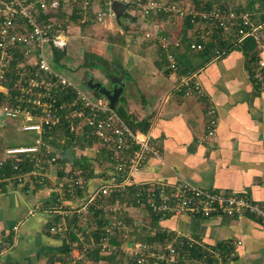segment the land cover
<instances>
[{
    "label": "crops",
    "instance_id": "0c3cea01",
    "mask_svg": "<svg viewBox=\"0 0 264 264\" xmlns=\"http://www.w3.org/2000/svg\"><path fill=\"white\" fill-rule=\"evenodd\" d=\"M176 2L195 10L216 8L229 0ZM254 3V10L264 8V0H250L246 6L250 8ZM119 5L113 1L110 8L115 13ZM98 6L103 7V3L92 7L93 14L98 12ZM71 17L65 14L55 18L69 22L73 29L70 40L82 38L88 43L93 32L84 36L82 26ZM113 22L117 33L106 37L110 42L107 51L112 56L101 54L98 45H94L92 53L102 58L106 68L82 67L84 84L87 85L89 79L95 82V73L104 76L100 84L106 86L110 79L118 78L123 92L116 108L122 101L120 106L137 122H149L147 132H134L128 127L134 133L148 135L150 146L157 153L155 157L152 154L147 157L132 185L109 198H102L98 202L101 210H96V201L90 203L89 198L113 172L117 163L113 152L86 134H67L65 127L40 136L22 131V120H6L0 116V264H126L122 257L114 258L101 252L95 256L91 246L85 262L76 259L91 239H95L100 222L107 221L105 225H108L110 215L118 220L119 217L132 220L129 228L125 227L130 232L126 240L118 236L111 239L118 247L143 240L142 233L146 231L151 236L160 232L171 237L180 234L226 257L234 254L227 264H264L262 218L252 214L239 218L186 214L161 220L157 230L151 225L153 214L136 198L143 184L186 182L206 191L240 195L264 206V89L255 79L256 62L250 65L246 62L242 44L235 45L236 49L224 55L218 54V50L214 57L205 53L210 41L222 40L218 31L208 37L203 51H191L189 44L210 31V23L205 21L191 25L188 19L162 13L143 18L125 7L119 22L116 14ZM83 25L92 29L100 26ZM148 33L153 36L150 40L145 38ZM162 39L169 43L164 46ZM177 40L181 43L179 48L173 46ZM169 53L176 56L177 72L168 69ZM54 55L55 51L49 59L51 65ZM64 58L55 64V69L66 68ZM197 69H202L198 77L202 95L176 92L180 80ZM125 96L132 99L139 96L142 108L137 111L129 99L124 100ZM57 97L62 95L57 94ZM211 109H215L217 120L213 136L208 134ZM17 134L33 136L16 141ZM38 140L43 144L40 152L22 155L20 162H14L6 154L8 149L33 147ZM69 149L72 150L71 161L64 159ZM85 161L89 168L83 166ZM14 163L20 167V172L15 171ZM99 213L101 219L97 220ZM63 224L65 231H50ZM70 233L76 238L75 242ZM194 248L198 250L195 245ZM187 264H213V261L204 259L199 252Z\"/></svg>",
    "mask_w": 264,
    "mask_h": 264
},
{
    "label": "built area",
    "instance_id": "2783aa9c",
    "mask_svg": "<svg viewBox=\"0 0 264 264\" xmlns=\"http://www.w3.org/2000/svg\"><path fill=\"white\" fill-rule=\"evenodd\" d=\"M113 1L136 11L143 18L162 13L188 19L192 25L204 21L210 23V31L202 33L198 41L189 44L193 52L203 51L208 37L216 31L222 39L231 37L239 45L247 39H253L259 51L255 79L264 89V10L247 13L226 7L195 11L184 8L176 0H0V116L6 120H22V131L35 132L40 136L47 131L65 127L75 136L86 134L97 139L104 148L113 152L117 162L113 172L103 179L89 198L90 203L96 201V210H101L98 202L102 198H109L132 185L147 157L151 154L155 157L157 152L150 146V137L134 133L105 98L92 99L70 79L53 69L49 59L54 51H63L68 47L73 29L68 21L56 18L50 20L46 15L66 6L68 17L73 12L72 3L76 5L81 2L85 13L79 25L99 24L112 29L115 13L110 6ZM99 2L103 3V7L98 6V12L89 15V10L92 11V7ZM145 38L150 40L153 36L148 33ZM162 43L166 46L169 42L162 39ZM173 46L181 47L180 40L175 41ZM167 62L169 70L178 71L174 53L168 54ZM201 70L189 72L177 84L175 91L184 92L188 96L202 95L198 80ZM57 94H61L63 99L57 97ZM209 114L212 118L208 134L213 136L217 126L215 109H211ZM42 145V141L38 140L33 147L8 149L6 154L14 162H20V156L38 154ZM13 167L20 172L18 165L14 163ZM136 198L138 203L160 220L186 214L204 218H239L252 214L264 220L262 205L240 195L206 191L186 182L175 185L160 182L143 184L138 188ZM65 230L63 224L50 231L57 233ZM116 230L121 231L126 240L125 227L116 218H112L105 226L106 236L99 245L92 240L94 246L91 248L99 246L102 254L123 257L126 264H183L193 261L191 254L181 253L184 242L197 246L203 258H210L213 264H227L234 257V254L226 257L218 251H211L192 237L180 234H176L168 245L159 249L139 241L118 247L110 242ZM89 249L84 247L76 259L85 262Z\"/></svg>",
    "mask_w": 264,
    "mask_h": 264
},
{
    "label": "trees",
    "instance_id": "16d2710c",
    "mask_svg": "<svg viewBox=\"0 0 264 264\" xmlns=\"http://www.w3.org/2000/svg\"><path fill=\"white\" fill-rule=\"evenodd\" d=\"M254 5H255V3L252 4L250 6V8H247V11H245L246 9L243 10V11L244 12H247V13H253V10H254L253 7H254ZM217 7L220 8V9H223V8H226V7L228 8V4L227 3H224V4H221V5L217 6ZM263 7H264V4H263ZM72 8H73L72 9L73 12H71V15H70V16H72L71 17V20L74 23L75 22H79L80 19L83 17V13H85L84 7L81 5V2H79L76 5L72 3ZM212 8L213 7H211V6L210 7H207V9H212ZM234 8H236V7H234ZM237 10L242 11V9H237ZM261 10L263 11L264 8H262ZM66 12H67L66 11V6H63L58 11L50 12L46 16L49 17L48 19L53 20V19H55L56 16H63V15H65ZM88 13H89V15H93L92 11H90V10H89ZM91 17H93V16H91ZM255 17H257V16H255ZM81 26H83V25H81ZM237 44L238 43L236 41H234L233 39H231V38L230 39H222V40L214 39V40L210 41L209 45L207 46V49H206V52L205 53H207L209 55H212L214 57L215 55H217L215 51L218 50L217 51V52H219L218 54L224 55L225 53L230 52L234 48V46L237 45ZM234 49H236V48H234ZM241 51L243 52V54H244V56L246 58V62L249 65L250 64H255V62L259 59V51H258L257 44L251 38L250 39H247L241 45ZM66 52H67L66 50H63L61 52L55 51V55H54L55 60L53 62V69L54 70H55V68H54L55 67V64L56 63L58 64L63 57H66V55H67ZM83 57H84V61L82 63L83 64L82 67L84 69L94 70V69H98L100 67L106 68L104 66L105 63H102L103 62L102 58L99 57L98 55L94 54V53H86ZM64 98L69 99L68 97H64ZM116 112L119 114V116L125 121V123L134 132H136V131L147 132L149 130L150 124H149V122L147 120H143L141 122H137L128 113V111H127V109L125 107L117 106ZM67 134L70 135L69 131H67ZM83 166H85L86 168H89L88 162L85 161ZM115 198L119 199V197H117V196H115ZM97 215H98V217H96V219L99 220L101 214L99 213ZM160 222H161L160 218L158 216L153 215V219H152V223H151L152 228H156L157 230H159V228H160ZM105 224H107V221H105L104 223H101L100 222L99 228H98L97 232L95 233V239H91V241L97 239V242L96 243L98 245H99L101 239L106 236L105 235V228H103V226H106ZM116 231L122 237L123 234L121 233V231H118V230H116ZM69 235H70V237H72V241L75 242L76 241V238L74 237L73 233L72 234L70 233ZM171 239H172V237L170 235H166V234L160 232V233H157V234H155L153 236H151L150 234H148V235H146V237H143V240H138V241L141 242V243H143V244H147V245H149V246H151V247H153L155 249L156 248L159 249L160 247H164V246L168 245L171 242ZM111 242H112V244L116 243V242H113V241H111ZM116 244H114V245L115 246H118V244L117 245ZM183 244H184L183 245L184 247H183V249H181V253L183 255L192 254L193 257H194V255L197 254V253H199V252L203 255V253L201 252V250H199V249L197 250L196 248H194V246H190L189 245L190 243L187 244V242H184ZM94 249H97V250L94 251ZM90 250H91V252H94L95 256H98L99 253H100L99 246H97L95 248H92ZM89 251H88V253H89ZM87 255H89V254H87ZM113 257L115 258L116 255L113 256ZM195 258H199V256L198 257L195 256ZM112 261H113V259H112ZM187 263H189V262L186 261L183 264H187Z\"/></svg>",
    "mask_w": 264,
    "mask_h": 264
},
{
    "label": "rangeland",
    "instance_id": "374dc122",
    "mask_svg": "<svg viewBox=\"0 0 264 264\" xmlns=\"http://www.w3.org/2000/svg\"><path fill=\"white\" fill-rule=\"evenodd\" d=\"M238 1L242 2L243 6L238 4ZM250 0H229V4L228 7L234 8V6L237 5L236 9H242V11L244 10V8H248L246 6V4L249 2ZM239 2V3H240ZM220 3V2H219ZM217 6V5H215ZM218 8V7H216ZM202 9V8H201ZM204 9V8H203ZM198 9H195V11ZM257 13L261 12L262 10L257 7ZM254 12V10H253ZM89 26H82V34H84V36L89 35L90 33L93 32V36L91 37V40L88 41V43L84 42V40H82V38H78L75 40L71 39L69 42L68 47H66V51H67V55L66 58H64V62H66L65 66L66 68H58L59 70L55 69L57 72H59L60 74H62L64 77L70 79L73 83L76 84L77 87H79L85 94H87L89 97H91L92 99H96L95 96L92 95V90L87 87L86 83L84 84L83 81V75L85 73V70L82 68L81 64L84 61V55L86 53H92L94 51V45H98V49L100 50L101 54H107L108 57L112 56V53H109V51H107V47L110 44V42L106 39V37H109V35H112L113 33H117V28L115 27V25L112 27V29H106L104 28L103 25H100L98 28L94 27L93 29ZM90 29V30H89ZM112 40V39H111ZM113 41V40H112ZM113 43V42H111ZM53 65V64H52ZM55 68V67H54ZM95 78V82H103L104 76H102V74L100 73H95L94 75ZM132 103V107L135 108L137 110V108L140 110L142 108V103L139 101V96H135V99H132L131 97L128 98L127 96L124 97V100H128ZM122 102V101H121ZM121 102L118 104V106H120ZM138 111V110H137ZM33 134H20L18 136L15 135V140L18 141V139H29V137H32ZM24 144H28L25 141H23ZM22 144V143H21ZM148 210V209H146ZM149 211V210H148ZM146 214H148V212H146ZM152 216V215H151ZM110 220H112V218H114L115 216L110 215ZM151 218V217H150ZM129 218H124V217H119V220L116 219L118 222H120L124 227H128V225H130L131 221L128 220ZM130 230V229H129ZM129 231L125 228L124 230V234L127 236L129 235ZM143 237H146V235H148V232L146 231L145 233H142ZM114 236H118L119 238H121V235L118 234V232H114ZM113 236V237H114ZM90 246H94L91 242L89 245L85 246V247H90ZM97 249H95L94 251H96ZM123 258V257H122Z\"/></svg>",
    "mask_w": 264,
    "mask_h": 264
},
{
    "label": "water",
    "instance_id": "95a60500",
    "mask_svg": "<svg viewBox=\"0 0 264 264\" xmlns=\"http://www.w3.org/2000/svg\"><path fill=\"white\" fill-rule=\"evenodd\" d=\"M125 5H119L116 10V19L119 22L122 11L125 9ZM85 79H87L85 77ZM87 86L93 91L95 97H105L112 109L116 108L117 102L123 92V84L120 83L118 78H112L109 80V85H103L100 83H95L92 79L87 81ZM64 159L71 161L72 159V150L69 149L64 155Z\"/></svg>",
    "mask_w": 264,
    "mask_h": 264
}]
</instances>
